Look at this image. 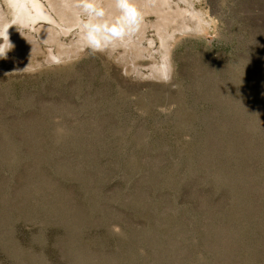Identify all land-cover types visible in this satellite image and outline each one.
<instances>
[{"label": "rangeland", "instance_id": "obj_1", "mask_svg": "<svg viewBox=\"0 0 264 264\" xmlns=\"http://www.w3.org/2000/svg\"><path fill=\"white\" fill-rule=\"evenodd\" d=\"M132 3L0 0V264H264V0Z\"/></svg>", "mask_w": 264, "mask_h": 264}, {"label": "clouds", "instance_id": "obj_2", "mask_svg": "<svg viewBox=\"0 0 264 264\" xmlns=\"http://www.w3.org/2000/svg\"><path fill=\"white\" fill-rule=\"evenodd\" d=\"M80 4L86 13L95 11L93 7V0H80ZM117 8L122 12L120 18V27L109 28L96 23H86L84 25V39L94 48H99L101 44L100 33L107 32L111 37L120 38L125 35V30L134 28L138 23L139 12L132 3V0H115ZM103 15V13H98ZM14 44L10 39L9 32L0 33V59H6L8 52L12 51Z\"/></svg>", "mask_w": 264, "mask_h": 264}]
</instances>
